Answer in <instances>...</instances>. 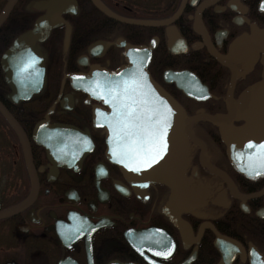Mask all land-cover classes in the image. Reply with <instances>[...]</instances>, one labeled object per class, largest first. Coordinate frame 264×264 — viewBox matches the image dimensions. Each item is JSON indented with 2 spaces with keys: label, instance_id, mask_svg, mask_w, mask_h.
<instances>
[{
  "label": "flooded vegetation",
  "instance_id": "1",
  "mask_svg": "<svg viewBox=\"0 0 264 264\" xmlns=\"http://www.w3.org/2000/svg\"><path fill=\"white\" fill-rule=\"evenodd\" d=\"M97 1L109 14L93 0H16L0 22V264H264V177L233 170L217 125L191 124L187 187L172 200L124 177L110 157L121 112L68 78L148 49L149 76L186 119L228 116L264 74L263 49L232 56L264 32L262 0Z\"/></svg>",
  "mask_w": 264,
  "mask_h": 264
},
{
  "label": "water",
  "instance_id": "2",
  "mask_svg": "<svg viewBox=\"0 0 264 264\" xmlns=\"http://www.w3.org/2000/svg\"><path fill=\"white\" fill-rule=\"evenodd\" d=\"M15 2L16 0H9L0 22ZM93 2L109 14L97 0ZM261 3L262 1L260 10L264 11L261 9ZM55 23L56 21L51 19L50 26ZM27 38H30V35L17 40L15 47L23 46ZM248 45L264 50V32L256 31L249 38L238 39L232 46V56L241 51L245 53L247 50L243 49ZM126 52L127 64L115 71L94 67L87 75L68 76L73 88L92 93L103 103L116 107L121 112L117 116L118 119H123L129 107L133 109L134 122L137 125L135 138L132 140L131 135L126 134L122 121L114 122V131L109 133L111 160L119 165L126 179L137 188L151 183L163 184L171 190L170 199H178L188 182L183 168L188 157L187 140L191 137L190 127L200 120L218 126L227 159L235 172L248 178L264 177V149L260 148V145L264 144V74L261 81L246 89L238 100H230L228 116L200 115L186 119L181 106L149 76L148 49L126 47ZM33 53L37 55L36 51ZM247 53L250 54V51ZM36 55L28 62V69L33 66L34 70L40 72L41 65ZM7 81L11 82L10 78H7ZM32 81L33 89L27 92L26 97L36 92L40 85L39 77ZM191 90V94L187 95L195 98L193 91L199 92L201 89L194 83ZM109 118H113V115ZM165 118V150L155 163L146 167L139 161L152 148V138L162 130ZM98 119L107 129V115H99ZM231 119L240 120L242 124L223 125V122ZM111 127L109 124L108 130ZM249 144L253 147H249ZM137 168L139 170H136Z\"/></svg>",
  "mask_w": 264,
  "mask_h": 264
},
{
  "label": "snow or ice",
  "instance_id": "3",
  "mask_svg": "<svg viewBox=\"0 0 264 264\" xmlns=\"http://www.w3.org/2000/svg\"><path fill=\"white\" fill-rule=\"evenodd\" d=\"M261 9L264 10V0H262ZM123 119H124V128L126 129V134L128 135L137 134L136 133L137 125L134 122L135 117L133 116V109L131 107H129L127 113L123 115ZM166 128H167V122L165 118L163 122L162 130L159 132L158 135H154L152 138L153 139L152 148L144 155L143 159L139 161L144 166L147 167L150 166L152 163H155L156 160L161 155V153L165 150V142L163 140V135L164 132L166 131ZM249 147H253V145L249 144ZM260 148L264 149V144L260 145ZM136 170H139V168H137Z\"/></svg>",
  "mask_w": 264,
  "mask_h": 264
},
{
  "label": "bare ground",
  "instance_id": "4",
  "mask_svg": "<svg viewBox=\"0 0 264 264\" xmlns=\"http://www.w3.org/2000/svg\"><path fill=\"white\" fill-rule=\"evenodd\" d=\"M253 98V97H252Z\"/></svg>",
  "mask_w": 264,
  "mask_h": 264
}]
</instances>
